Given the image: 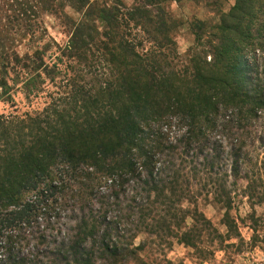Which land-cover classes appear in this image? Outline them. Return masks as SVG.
Instances as JSON below:
<instances>
[{"label": "trees", "instance_id": "16d2710c", "mask_svg": "<svg viewBox=\"0 0 264 264\" xmlns=\"http://www.w3.org/2000/svg\"><path fill=\"white\" fill-rule=\"evenodd\" d=\"M167 2L0 0V264H148L138 236L216 233L199 198L264 199V0L191 22L184 57Z\"/></svg>", "mask_w": 264, "mask_h": 264}, {"label": "rangeland", "instance_id": "374dc122", "mask_svg": "<svg viewBox=\"0 0 264 264\" xmlns=\"http://www.w3.org/2000/svg\"><path fill=\"white\" fill-rule=\"evenodd\" d=\"M88 1L96 6H112L115 0ZM121 1L126 7L142 2ZM233 4L234 0H168L165 7L178 21L174 41L179 55L184 57L193 42L189 26L191 22L198 20L207 26H216L220 16L227 13ZM64 11L73 20L80 17L71 7H66ZM43 24L57 44L62 46L66 42L67 29L58 20L45 15ZM27 48V45H22L19 51L23 52ZM1 112L7 113L8 108L0 103ZM239 184L244 186L245 182ZM239 190L238 196L227 208L213 203L211 199H198V211L210 222L216 233L202 231L197 249L176 241H172L170 246L158 245L157 242L138 236L135 245L145 240L142 259L148 264H264V199L250 201L241 197ZM187 223L190 225V220Z\"/></svg>", "mask_w": 264, "mask_h": 264}]
</instances>
